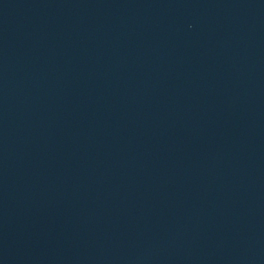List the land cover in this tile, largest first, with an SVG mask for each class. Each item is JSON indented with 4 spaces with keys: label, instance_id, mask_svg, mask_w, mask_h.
Instances as JSON below:
<instances>
[{
    "label": "water",
    "instance_id": "obj_1",
    "mask_svg": "<svg viewBox=\"0 0 264 264\" xmlns=\"http://www.w3.org/2000/svg\"><path fill=\"white\" fill-rule=\"evenodd\" d=\"M0 264H264V0H0Z\"/></svg>",
    "mask_w": 264,
    "mask_h": 264
}]
</instances>
